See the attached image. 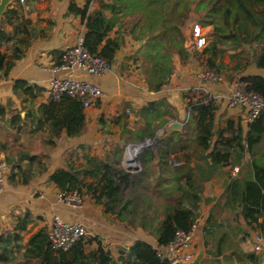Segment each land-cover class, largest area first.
<instances>
[{"label": "trees", "instance_id": "trees-1", "mask_svg": "<svg viewBox=\"0 0 264 264\" xmlns=\"http://www.w3.org/2000/svg\"><path fill=\"white\" fill-rule=\"evenodd\" d=\"M91 1L86 0L82 6L71 1L69 5V12L79 14L85 23V42L90 52L101 54L113 62L115 53L125 43L121 33L110 36L118 25L120 30L124 29L134 39L142 41L133 58L141 61L149 91H161L169 84L175 73V55L182 62L198 55L206 68L221 72L220 68L224 65L223 45L226 43L235 50L232 57L246 60L239 58L235 68L243 71L248 65L255 64L258 69H264V0H100V8L90 12ZM17 12V9L11 8L6 13ZM193 18L201 26L210 27V34L206 33L208 43L202 52L186 47L184 26ZM4 21L0 17V75L8 77L11 68L24 53L26 39L18 36L17 25L13 34L8 31ZM20 23L25 25L28 20ZM10 41L13 42L12 53L8 55L4 48ZM236 79H241L249 91L264 97V75L243 73ZM15 87L27 93L34 90V86L21 80ZM169 107L168 100L163 97L134 109L141 123L132 131L134 136L130 141L140 142L149 138L154 142L140 155V173H133L123 166L124 145H117L104 158H87L84 167H58L49 177V181L60 190L78 191L83 196L90 194L96 204L103 206L106 215L120 217L126 214L127 225L150 231L157 244L137 239L129 246H118L115 255L98 236L91 235L78 240L68 250L57 252L51 246L48 230L43 228L24 245L22 263L37 259L42 264H171L168 259L159 257L157 245L167 244L178 229L189 230L197 217L199 203L204 199L203 185L193 175L194 168L190 165L191 155L208 159L206 166L197 164L204 174L227 165L233 149L252 153L264 141V111L246 127L241 119L235 118L217 126L218 104L215 98L192 95L188 103L189 114L182 129L171 130L167 127L169 119H161L169 112ZM8 110V105L0 103V117L5 116ZM38 110L41 118L48 123L49 145L54 144L52 139L63 132L68 136H78L86 128L85 107L77 98H50L48 102L41 103ZM26 117L22 118L17 111L12 116V124L21 130L19 121L26 122ZM193 143L200 152H187ZM46 153L23 151L16 160L10 158L13 172L9 181L16 182L18 176L26 184L35 175L44 173L48 168L49 155ZM183 159L185 162L179 163ZM153 164L158 166V172L167 171L168 183L178 191L176 197L165 195L175 202L167 203L162 210L154 205V198L148 195L144 186L145 177L154 172ZM253 168L254 180H242L238 176L230 178L225 189L224 207L236 212L264 235V162L254 160ZM81 170L84 177L80 176ZM87 175L93 180H86ZM14 218L12 227L0 233V261L3 262L15 258L21 251L23 232L33 221V214L24 210L15 214ZM159 220L157 228L156 221ZM206 223L212 225L211 219Z\"/></svg>", "mask_w": 264, "mask_h": 264}, {"label": "crops", "instance_id": "crops-1", "mask_svg": "<svg viewBox=\"0 0 264 264\" xmlns=\"http://www.w3.org/2000/svg\"><path fill=\"white\" fill-rule=\"evenodd\" d=\"M71 1L82 6L86 0H25L24 2L9 0L0 15L5 20L4 26L8 31L13 34L17 25L18 36L26 39L23 44L24 53L11 68L8 77L0 75V103L8 105L9 109L0 119H3L6 125L14 127L12 116L17 111L22 118L28 114L26 122L19 121L22 131L24 133L28 131L32 135L41 133L46 144L51 138L48 123L41 118L38 107L41 103L50 100L48 86L52 76L51 67L60 61L63 50L74 44L77 36L86 30L81 16L69 12ZM100 6V0H92L90 12L99 9ZM11 8L17 9L18 12L7 14V10ZM25 19L28 20L26 26L20 23ZM119 33L124 35L125 43L113 57L114 71L101 78L81 73L82 77L99 82L106 96L92 107L85 108L87 125L82 134L68 136L63 132L52 139L54 144H48L51 149L48 151V168L44 173L35 175L26 184L18 176L16 182H11L8 186L6 184L5 190L0 193V233L12 227L14 220L9 214L14 207L17 213L30 210L33 214V221L23 232V244H26L40 229L44 228L49 232L54 216L59 215L66 221L85 224L91 235L98 236L115 255L118 246H129L137 239H144L155 245L156 237L150 231L127 225L126 214L120 217L106 215L103 206L96 204L90 194H85L84 203L77 207L68 206L60 201L57 197L60 189L49 181L51 173L58 167L68 165L84 167L87 158L93 156L104 158L117 144L124 145L123 166L133 173H140L142 169L140 156L137 161L128 165L127 149L130 144L139 142L130 141L134 136L132 131L141 123L134 109L150 100L163 97L168 100L169 112L161 119H169L167 123L169 129L174 121L181 122L183 127L189 114L188 103L193 93H197L198 96L214 95L218 104L217 123L223 126L229 118H235L241 119L243 125L247 126L244 112L228 105V96L236 79L232 81L229 78L220 83H204L199 78V70H195L194 58L183 63L179 56L175 55V73L169 84L161 91H149L142 74H137L138 78L130 77L121 70V65L141 66V61H135L133 55L142 41L134 39L124 29L120 30L118 25L110 32V36L115 37ZM12 44L13 42L10 41L4 48L8 55L12 53ZM237 72H239L237 75L243 73L264 75V69H258L255 64H250L245 70ZM19 80L34 86L33 93L15 87ZM35 86L41 88L40 91ZM200 86L201 89H196ZM117 119L119 121H116ZM105 125L110 126V133L114 132V136L106 134ZM253 154L255 158H252L249 151L233 149L227 165L215 170H206L204 174L197 164L206 166L208 159L191 155L190 165L194 168L193 175L202 183L204 196L196 211L197 216L202 219L201 227L196 233L194 249L195 257L199 253L203 254L200 264H264V235L257 227L249 225L243 217L236 215V212L224 207L225 189L232 176H238L242 180L255 179L253 161L264 162V141L254 148ZM0 156L5 158L4 153ZM183 162L184 159L179 163ZM154 163L156 164V161ZM172 164H175L174 160ZM236 165L239 166V170L235 173ZM153 171L157 173L152 172L145 177L144 186L147 187L148 195L154 198V205L163 209L167 203L175 202L174 199L166 196L176 197L178 191L168 183L167 171L158 172V166L154 164ZM209 219L212 225L206 223ZM29 230H32V233L26 237L25 234ZM257 236L261 238L259 249L256 248Z\"/></svg>", "mask_w": 264, "mask_h": 264}, {"label": "built area", "instance_id": "built-area-1", "mask_svg": "<svg viewBox=\"0 0 264 264\" xmlns=\"http://www.w3.org/2000/svg\"><path fill=\"white\" fill-rule=\"evenodd\" d=\"M24 2L25 0H21ZM202 26L195 24L194 49L202 52L208 43L206 34H201ZM115 63L109 61L101 54L90 52L85 42V32H81L74 44L67 46L60 57V61L51 67L52 76L49 81L48 94L53 100H61L65 96L79 99L85 108L92 107L106 96V92L99 82L90 78L82 77L81 73L101 78L114 71ZM199 78L204 83H220L225 78L221 72L209 68H203L198 72ZM196 89H201L197 87ZM190 90V89H189ZM210 97L215 98L214 95ZM216 99V98H215ZM228 105L244 112L246 122H252L264 111V97L254 91H249L241 79L234 81L232 92L228 96ZM138 148L139 154L147 147L153 146L154 142L147 138L141 141ZM136 144V143H135ZM128 149L134 151V146ZM127 164L131 165L128 155ZM6 162L0 156V193L5 190L7 184ZM239 166L234 167L238 172ZM57 197L68 206L77 207L83 204L84 196L78 191L59 190ZM201 217L197 216L189 230L178 229L174 237L165 245H157V253L162 259H168L171 264L177 261L191 262L194 258L196 233L201 227ZM87 226L81 222H71L55 215L49 230L51 246L55 251L68 250L75 242L87 237ZM256 248H260L261 238L257 236Z\"/></svg>", "mask_w": 264, "mask_h": 264}, {"label": "rangeland", "instance_id": "rangeland-1", "mask_svg": "<svg viewBox=\"0 0 264 264\" xmlns=\"http://www.w3.org/2000/svg\"><path fill=\"white\" fill-rule=\"evenodd\" d=\"M196 23L199 24L197 22V20L193 18L192 20H189L184 26V33L186 35L185 36L186 37V47L189 48L192 51L195 50L192 44L194 43L193 33H194V27H195ZM199 25H201V24H199ZM210 32L211 31H210V27L209 26H202L201 34H206V33L210 34ZM223 46L225 48V51H224L223 56H222L223 57L222 60H223L224 65L220 68L221 69V73L223 74V77L225 78V80L226 79L228 80L229 78H231L229 80L233 81L234 79H236L237 74L239 73V72H237V71H239V68H235L236 63H237L238 60H240L239 58H243V57H239V56L238 57H232L231 54L235 50L232 49V45L231 44L226 43ZM193 58L195 59L194 60L195 61L194 65L196 67V69H195L196 71L197 70H201L203 68H206V65H204L201 62L202 60L200 59V57H198V55H194V57H192V59ZM241 60L242 61H246L244 58L241 59ZM121 70L125 71L127 73V75L130 76V77L138 78L137 74H142V77L144 78V74H143V71H142L143 68L140 65L139 66H134V67H133V65H132V67L129 66V65L126 66V67L121 65ZM144 80H145V78H144ZM192 95L198 96L197 93L196 94L193 93ZM219 125L222 126L221 124L217 123V126H219ZM109 127H110L109 125H105L106 134H110V135L114 136L115 133L114 132L110 133V128ZM43 141H44V139H43L41 133H38L37 135L36 134L32 135L31 133H28V131H26L24 133L22 131V129L19 130V129H16L14 127L8 126V125L5 124L3 119H0V154L1 153L5 154V161H6V164H7V168H6L7 186H8V184L10 185V183H11L9 181V177H10V175L13 172L11 159L14 158L16 160V158L23 151H29V152H43V151H46L47 153L46 152L45 153L49 154L48 151H50L51 146H49L48 144L44 143ZM117 145H119V144H117ZM197 148L198 147L196 146V144H194V143L192 145L190 144L188 149H187V152H191L193 154L195 152V150H197ZM197 151H199V150H197ZM250 154H251L252 158H255V155L253 154V152L250 153ZM79 157H83V156H79ZM236 166H238V165H236ZM84 175H85L84 171L81 170L80 176L84 177ZM85 178H86V180H93V177L90 176V175H87ZM142 197H145V196H142ZM141 205L142 204H140V206ZM15 214H17V209L13 207V210L10 211V214H9L10 216L13 217L12 220H15V218H14ZM156 220H158V219H156ZM156 225H157V228H159L160 220H159V222L156 221ZM135 228H137V227H135ZM31 231L29 230L28 232H26L25 236L28 237V235L32 233ZM88 232L89 233L87 235V238H89V236H91V233H90L89 229H88ZM25 236H24V242H25ZM24 245H26V244L24 243L22 245L21 251L18 252L16 258H12V259H10V261H7V262L0 261V264H42L37 259L36 260H31V261H26V263H24V262L22 263L20 261L21 260V253H22V250L24 249L23 248ZM109 245L111 246V244H109Z\"/></svg>", "mask_w": 264, "mask_h": 264}, {"label": "water", "instance_id": "water-1", "mask_svg": "<svg viewBox=\"0 0 264 264\" xmlns=\"http://www.w3.org/2000/svg\"><path fill=\"white\" fill-rule=\"evenodd\" d=\"M9 0H1L0 2V15L3 13L4 9L6 8L7 3ZM182 127V123L179 121H174L170 124V128L173 130H177ZM142 142H138L134 146V151L131 149H127V155L129 158V161L135 162L139 158V152L138 148L141 146ZM203 254L199 253L191 262H186V261H177L174 264H200L202 260Z\"/></svg>", "mask_w": 264, "mask_h": 264}]
</instances>
